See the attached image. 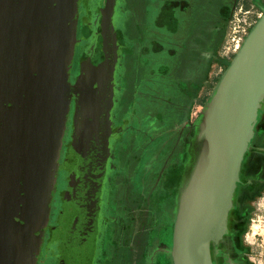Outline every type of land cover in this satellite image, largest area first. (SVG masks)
<instances>
[{"label": "water", "instance_id": "95a60500", "mask_svg": "<svg viewBox=\"0 0 264 264\" xmlns=\"http://www.w3.org/2000/svg\"><path fill=\"white\" fill-rule=\"evenodd\" d=\"M118 3L106 0L101 12L104 62L88 60L83 84L75 87L69 72L80 0H0V264L38 263L76 94L77 218L69 247L71 264H93L118 85ZM263 113L264 14L195 123L172 246L153 256L214 264L212 246L230 234L243 163Z\"/></svg>", "mask_w": 264, "mask_h": 264}, {"label": "crops", "instance_id": "0c3cea01", "mask_svg": "<svg viewBox=\"0 0 264 264\" xmlns=\"http://www.w3.org/2000/svg\"><path fill=\"white\" fill-rule=\"evenodd\" d=\"M237 2L238 0H121L115 36L120 43L118 80L124 81L125 88L119 91L116 117L118 111L124 109L121 101L126 95V78L129 77L132 78L133 101L128 114H132L133 119L136 118L131 121L135 131V125L146 126V129L151 127L152 117L159 120L160 127L163 125L158 117L159 113H163V106L160 99L152 96L154 93H163L168 98L167 102L176 99L174 107L177 116L172 118L170 127L164 122L166 127L176 129L191 122L196 108L208 101L222 73L225 60L221 57L220 50ZM213 4L216 5L218 14L210 22ZM245 4L247 9L264 8V0H245ZM119 86L122 87L120 81ZM261 118L248 151L250 154L243 170L246 173H241L242 181H248V186L242 190H258L248 209L247 224L242 230L252 264H257L256 260L259 258L264 259V230L261 225L255 224L261 222L260 218H264V210L259 212L260 206L264 204V113ZM116 122L127 124V117L124 120L118 118ZM174 158L175 155L171 160ZM178 159L177 157V162H184ZM246 210L244 206L238 207L241 215ZM155 222L151 224L152 227ZM156 240L152 246L170 248L163 243L161 236ZM150 249L146 264H168L165 262L167 258L164 259L161 255L172 261L170 255L161 252L154 256L152 254L149 258Z\"/></svg>", "mask_w": 264, "mask_h": 264}, {"label": "flooded vegetation", "instance_id": "af4514ba", "mask_svg": "<svg viewBox=\"0 0 264 264\" xmlns=\"http://www.w3.org/2000/svg\"><path fill=\"white\" fill-rule=\"evenodd\" d=\"M105 4L106 0H80L77 33L75 39L76 44L69 72L72 86L77 87L80 84H83V78L85 75L84 71L87 68L88 60L91 61L92 66H99L105 60V49L103 45V36L101 34V12L102 9L105 7ZM120 8L121 0H119L117 6V18L114 29H116L117 22L120 16ZM118 50H120L119 41ZM119 67L120 51L118 70ZM78 99V94H76L72 99L70 117L67 123L68 129L69 122L72 121V123L70 124V135L68 134L69 143L67 149L69 147V150L68 153H66L67 150L66 148L64 149L66 140H64L62 152V154L66 153V156L70 155V158L72 157V162H70L69 167L70 169L68 168L67 170L70 173L72 181V188L70 190V196H72L69 200L68 198H64V195L61 197H58L57 195L59 191V178L62 174V168L65 164H67L66 162L63 165V160L61 157L56 190L54 193L55 196L53 202L52 217L49 220V224L46 230L45 241L37 264H39L42 256H44V264H60L59 261L63 257V252L60 247L62 242H60L59 239L61 233H63L62 229L64 228L67 219L68 223L66 234L68 235L69 240L67 242L65 241V243L66 247L69 249V261L67 263L71 264L72 251L69 247V243L72 240L70 237V226L72 224V220L76 221L77 218L75 185L77 182L76 177L78 176V171L76 168L78 159L76 149V128L74 131L73 127H76L75 116ZM116 109L117 96L116 105L112 114L113 127L110 150V164L107 173V180L104 186V191L101 199L98 220V235L94 252L93 264H146V257L149 249L151 248L152 244H154V241L157 239V237H162V230L165 228V226H163L164 228H158V225H154L152 227L151 224L153 223V221H169L167 218L164 217L168 213L170 207L169 204L167 206V203L164 204L163 202L165 206L160 212L157 210L152 211L149 208L150 200L155 195H157V192L158 194L162 193V190L161 187H158L154 190L152 188V192H150L147 189L146 181L144 180H146V174L150 175L154 170H157L156 167L159 168L158 166L160 164L157 163H159L160 161L157 160L155 154L150 153L149 157L147 158V163L149 164V159L151 157L155 158V163L153 165H148L146 163L145 168L143 169V164L144 162H146L145 158L147 156V148L142 145V135L139 136L137 132L133 129L134 125L132 124L133 122H131L133 119L132 114L128 115L127 124H117L116 121L118 118H121V112L125 111L123 109L118 111V116L116 117ZM133 120H136V118H134ZM150 126L152 129L156 128L152 124ZM178 128L181 130V136L178 140L176 139L175 141V146L172 149V154L168 161L169 167H167L165 164L164 168H161V170H157L152 173H157L158 175V172H160L163 174L162 176L164 178L162 177V179H164V188L167 189L170 195L172 193H175L174 202H176V204L179 186L173 187L171 185V176L173 174V171L175 170H178L183 175L184 167L188 160V146L191 140L193 139V134L195 132L194 124L192 121L189 123L182 124ZM67 129L65 132V139L67 136ZM188 132H191V135L189 137L187 135ZM132 144L135 145L134 151L131 149V147L133 146ZM178 148L185 149V157L183 159V163H179L176 161L177 158L175 150ZM130 150H132L133 153L128 155L127 165L124 167L119 166L116 160V156L120 157L121 155H124L125 153L129 152ZM174 155L175 158L171 160ZM117 173H124L127 176L128 180H130L132 183L128 182L127 185L118 187L116 185V183L118 182V178L116 176ZM257 194L258 190L256 188H246L243 190L240 188L238 189L235 197V209L230 215V234L226 236L217 247L212 246L214 264H252L250 254L248 252V247L246 246L245 240L242 236V230L247 224V219L249 216L248 209L252 205ZM159 196L161 197V194ZM154 199L156 200L155 197ZM68 202H70V209H68L67 211ZM159 203L160 205L162 204V202ZM243 206L247 210L243 215H241V213L238 211V207ZM150 210L153 213V218H146L147 213L151 212ZM162 213V218L157 217V214H160L161 216ZM57 217H62L63 219V221H60L61 223L59 224L53 221V218ZM170 218H172V216ZM52 221L55 224L53 226L51 225ZM149 221H152L151 224H149ZM47 241L49 242V246L46 248L45 245ZM57 244L58 247L55 248V245ZM151 255H149V258H151Z\"/></svg>", "mask_w": 264, "mask_h": 264}, {"label": "rangeland", "instance_id": "374dc122", "mask_svg": "<svg viewBox=\"0 0 264 264\" xmlns=\"http://www.w3.org/2000/svg\"><path fill=\"white\" fill-rule=\"evenodd\" d=\"M238 2H239V0H238ZM236 6H237V4H236ZM245 6H246V4H245ZM247 10L252 11L251 14L249 15V23L251 24V27H250V29L248 31V34H247V36H248L249 33L251 32V30L254 28V26L257 24V22L263 16V14H264V8L263 9H257V8L256 9H253V8H249ZM217 14H218V11L216 9V5L213 4L212 5V8H211V13H210V22H213V19H214V17L217 16ZM231 19H232V17H231ZM231 19L228 21L227 35H226L225 41H224V43L222 45V48L220 50L221 57L225 60V64H224V66L221 69L222 70V73L219 75V78H218L219 80L221 79L223 73L229 67L230 63L232 62V60L235 57V56H233V57H226V56L223 55V47H224V44H225L226 39H227V36H228L229 24L231 22ZM126 79H127V85H126L127 92L125 91V93L126 94H128V93L131 94V97H132V88H133L132 78L127 77ZM219 80H218V82H219ZM118 81H120L121 86H122V87H120L118 85V88H117L116 96H117V98L119 100V91L120 90L122 91V88H125V85L123 83L124 81H121L120 79ZM155 81L157 82V80H155ZM125 93H124V95H125ZM160 94L161 95H157V94L154 93V94H152V96L156 97L157 99H160L161 104L163 106L162 107V112L163 113H161V114L159 113L158 114V117L161 119V122H163V125H161V127H160L159 126L160 123L158 124L159 120L156 119L155 117L154 118L152 117L151 118V121H150V124L152 123V125L154 127H156L154 129H152L151 127H147V129H146L145 128L146 126H142L141 127L140 125H135L136 128H137L136 131L140 130L137 133L139 135H142V139H141L143 141V144L142 145H144V147L147 148V156L145 158L146 159V162H144V164H143V169L145 168V164L148 162L147 161V158L149 157V154L150 153L155 154L156 157H157V160L160 161L159 163H157V164H160L158 166L159 168L156 167L157 170H161V168H164L165 164H166L167 167H169L168 161H169V158L171 157L172 149L175 146V141H176V139L178 140L179 137L181 136V130L179 128L178 129H174V127L173 128H168V127L165 126L167 124L170 127L172 125V118L173 117H176V115H175L176 108L174 107V102L176 101V99L173 98L170 102H167V99L168 98L166 96H164L163 93H160ZM209 99H208V101H209ZM132 101H133L132 99L130 100V102H129V100L126 101L125 100V97H122V101L121 102L123 104V108H124L123 110L125 112H121L122 115L120 114L121 118H119V119L124 120V118L128 117V115H129L128 114V109H130V106H131ZM206 103L203 106H199L195 110V115H194V117L192 119V122L194 124V128H195V123H196L197 119L199 118V116L201 115V112L203 111V108L206 105ZM119 105H118V109L120 108ZM164 122H166V124ZM71 123H72V121L69 122L68 129H67V136H66V139H65L66 140V143L64 145V149L66 148V150H67L66 153H68V150H69V147L67 149V146H68V143H69L68 142L69 141L68 134L70 135V132L69 131H70V124ZM73 130L75 131V127H73ZM143 130H145V131H143ZM187 135L189 137L191 135V132H188ZM132 145L133 146L131 147V149L134 151L135 145L134 144H132ZM132 150H130L129 152L125 153L124 155H121L120 157H117L116 156V160H117L119 166L124 167V166L127 165V163H128V155L131 154V153H133ZM62 152H63V148H62ZM66 153H64V154L61 155L62 160H63L62 161L63 162V165L66 162H67V164H65L63 166V168H62V174L60 175V178H59V191H58L57 195H58V197L59 196L61 197V196L64 195V198H68L70 200V197L72 196V195L70 196V190L72 188V181H71L70 173L67 170L70 167V162H72V157L70 158V155L69 156L68 155L66 156ZM175 154H176V158L177 157L179 158L178 160H183L184 157H185V149L184 148H178V149L175 150ZM154 163H155V158H152L151 157L149 159V164L148 163L147 164L148 165H153ZM157 170H154V171H157ZM162 170H164V169H162ZM152 173L150 175L146 174V176H145V179L146 180H144V181H146L147 189L150 192H152L151 191L152 188L154 190V189H156L158 187H161L162 193H160L161 194V197H160L159 196L160 194H158V192H157V195L154 196L156 198V200L154 199V197L150 200L149 208L152 211L153 210H157V211L160 212V211L163 210V208L165 206L164 204L167 203L166 205L168 206V204H169V207H170L168 213L166 215L164 214L165 215V218L167 217V219L169 221H159V222H155L153 224V226L154 225H158V228H160V227L164 228L163 226H165V228L162 230V234L163 235H162L161 239L163 240V243L164 244H166L169 247H171L172 246V241H173V225H174V218H175V209H176V205H177L176 202H174V194L175 193L174 194L172 193L170 195L168 193L167 189L164 188L165 184H164V179H162V177H163L162 176L163 175L162 173L158 172V175H157V173H155V174H152ZM181 175H182L181 172H179L178 170L173 171V174L171 176V185L173 187L180 186V184H181ZM116 176L118 178V182L116 183V185L118 187H122L123 185H127L128 182L129 183L131 182L130 180H128L127 176L124 173H117ZM167 194H169V195H167ZM53 202H54V200H53ZM159 202H162V204L160 205ZM163 202H164V204H163ZM68 209H70V202H68L67 211H68ZM52 210H53V207H52ZM152 211L150 213H147L146 218L147 217L153 218ZM157 215H158L157 217H159V218H162L163 217V213L161 214V216H160V214H157ZM171 216H172V218H170ZM261 216H263V215H261ZM51 217H52V215H51ZM53 221L54 222H57V224H59V223H61L60 221H63V219H62V217H60V218L57 217V218H53ZM53 221L51 223L52 226L55 225L53 223ZM259 221H261V222L260 223L257 222L255 224L256 225L257 224L258 225H261V229L264 230V218H260ZM151 222L152 221H149V224H151ZM67 223H68V219L66 221V224H65L64 228L62 229L63 230V233H61L60 239H59L60 242H62L61 243V246L60 245L59 246L61 247V250L63 252L62 253V256L63 257L59 261L60 264H68L67 262L69 261V249L66 247V243H65V241L67 242L69 240L68 235L66 234ZM156 241H158V240H156ZM154 245L151 246L149 255L153 254V251L157 248V246H154ZM48 246H49V242L47 241L45 247L47 248ZM57 247H58V244L55 245V248H57ZM160 257H162L164 259L167 258V259H165L166 260L165 262H167L168 264H171L172 263V261L170 259H168V257H164V255H161ZM39 264H44V256L41 257Z\"/></svg>", "mask_w": 264, "mask_h": 264}, {"label": "built area", "instance_id": "2783aa9c", "mask_svg": "<svg viewBox=\"0 0 264 264\" xmlns=\"http://www.w3.org/2000/svg\"><path fill=\"white\" fill-rule=\"evenodd\" d=\"M251 12L252 11L246 9L245 0H239L229 24L228 36L223 47L224 56L233 57L241 49L251 27V24L249 23V15ZM263 210L264 204L260 206L259 212H262ZM256 261L257 264H264V259L262 260V258H259Z\"/></svg>", "mask_w": 264, "mask_h": 264}, {"label": "bare ground", "instance_id": "6f19581e", "mask_svg": "<svg viewBox=\"0 0 264 264\" xmlns=\"http://www.w3.org/2000/svg\"><path fill=\"white\" fill-rule=\"evenodd\" d=\"M79 8H80V4H79ZM128 55V54H127ZM126 55V56H127ZM128 58V57H127ZM129 69V68H128ZM129 74V73H128ZM130 75V74H129ZM125 100L130 102V100L132 99L131 97V94H126L125 96ZM70 117V113H69V116H68V119ZM68 119H67V123H68ZM67 123H66V126H65V131H64V134H63V140H62V148H63V144H64V140H65V132H66V129H67ZM62 148H61V151H60V157H59V164H60V160H61V155H62ZM55 196V195H54ZM54 196H53V199H52V203H51V214H50V218H51V215H52V207H53V200H54ZM50 220V219H49ZM255 233V232H254ZM252 233V234H254ZM46 236V234H45Z\"/></svg>", "mask_w": 264, "mask_h": 264}, {"label": "trees", "instance_id": "16d2710c", "mask_svg": "<svg viewBox=\"0 0 264 264\" xmlns=\"http://www.w3.org/2000/svg\"><path fill=\"white\" fill-rule=\"evenodd\" d=\"M261 119H262V118L260 117L259 120H258V123L260 122ZM257 128H258V124H257V126H256V130H257ZM249 151H250V150H249ZM249 154H250V152H248L247 155H246V159H245V162H244V165H243L242 173L244 172L243 170H244V167L246 166V163H247V161H248ZM245 173H246V172H244V174H245ZM247 179L249 180V178H247ZM242 182H243V183H242L241 185H239V188H240V189L244 188L246 185L248 186V181H246V179L243 180ZM160 207H161V206H160Z\"/></svg>", "mask_w": 264, "mask_h": 264}]
</instances>
